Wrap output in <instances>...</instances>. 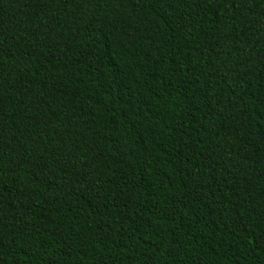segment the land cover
<instances>
[{"label": "trees", "instance_id": "trees-1", "mask_svg": "<svg viewBox=\"0 0 264 264\" xmlns=\"http://www.w3.org/2000/svg\"><path fill=\"white\" fill-rule=\"evenodd\" d=\"M0 264H264V0H0Z\"/></svg>", "mask_w": 264, "mask_h": 264}]
</instances>
